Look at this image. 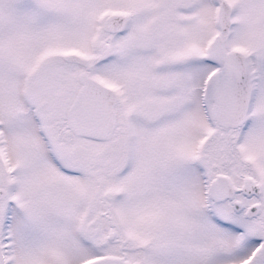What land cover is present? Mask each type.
Returning <instances> with one entry per match:
<instances>
[{
  "label": "snow or ice",
  "instance_id": "snow-or-ice-1",
  "mask_svg": "<svg viewBox=\"0 0 264 264\" xmlns=\"http://www.w3.org/2000/svg\"><path fill=\"white\" fill-rule=\"evenodd\" d=\"M0 264H264V0H0Z\"/></svg>",
  "mask_w": 264,
  "mask_h": 264
}]
</instances>
